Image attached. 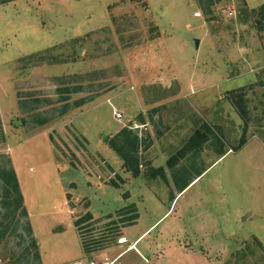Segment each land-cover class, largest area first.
<instances>
[{"label":"rangeland","instance_id":"obj_1","mask_svg":"<svg viewBox=\"0 0 264 264\" xmlns=\"http://www.w3.org/2000/svg\"><path fill=\"white\" fill-rule=\"evenodd\" d=\"M211 1L210 12L209 0L0 4V167L8 157L27 213L0 243V264L25 244L24 221L38 243L34 264L87 258L75 219L89 211L99 222L85 235L99 238L105 217L132 203L136 222L95 256L264 264L255 242L264 246V20L258 29L249 12L264 0ZM242 87L252 119L232 150L244 122L226 95ZM203 123L222 135L225 153L209 140L179 159L176 185L166 162ZM124 127L142 140L138 176L107 145ZM146 163L162 166L166 180L145 177ZM2 194L0 183V214Z\"/></svg>","mask_w":264,"mask_h":264},{"label":"trees","instance_id":"obj_2","mask_svg":"<svg viewBox=\"0 0 264 264\" xmlns=\"http://www.w3.org/2000/svg\"><path fill=\"white\" fill-rule=\"evenodd\" d=\"M15 0H0V4H5ZM213 2L209 0L207 3V10L210 12V7ZM255 18V26L261 29V22L264 20V3L253 8L249 11ZM31 57V56H30ZM42 57V56H41ZM81 87H74L72 92H76ZM69 92V91H67ZM245 88H240L227 93L228 100L232 103L235 111L244 122L242 137L238 143V146L230 147L232 150H237L246 142L245 132L247 126L252 119L251 111L248 108V100L246 99ZM83 100H77L74 102V106H80L83 104ZM68 105H65L59 114L66 112ZM46 119H39V124H45ZM219 129V127L217 126ZM221 133V131H220ZM4 136L0 123V141H3ZM209 140H212L215 145V153L218 155H223L225 153L224 142L222 135L219 136L212 132L211 127L203 123L196 129L191 136L185 141L182 147H180L177 152L172 155L166 162L167 167L172 172V176L176 185H178L177 174L183 172V168L178 169L177 163L179 159L186 157L187 155H197L203 149L204 145L207 144ZM142 144L141 138L138 136L137 132L129 127H124L120 129L113 137L107 140V145L112 149L121 159L124 171L131 173L133 176H138L141 173L140 166H142V158L140 156V148ZM149 147L147 143L144 146V150ZM6 159L7 167H0V183L2 185L3 194L2 197V207L4 211L0 214V243L4 241L8 236L16 233V228L18 227L22 218H26L27 213L23 204V196L19 188V182L13 167L10 165V159L6 156L2 157ZM146 165V170L144 176L147 178L159 177L166 180L165 170L162 166L153 167L151 165ZM109 184L118 187L120 184L115 181H110ZM188 183L182 188L184 189ZM181 189V190H182ZM128 194H125L127 197ZM138 218V212L135 205L128 204L115 212V215H107L105 219L109 220L106 223V228L104 229L107 235H101L99 238H91L86 233H90L95 224L99 220H95L89 211H86L80 217L76 218L74 225L79 235L80 243L83 248L84 253L87 258H92L95 256V251L104 248L106 240H114L120 234L121 227L133 224ZM17 225L12 228V225ZM25 226H23V231L17 233V237L21 239L23 247L20 251H13L8 259L4 261L3 264H34L40 259V254L38 250V243L32 235V229L27 221H24ZM19 241L18 246H21L22 242ZM255 242L259 245L260 249L264 252V246L255 238ZM245 253L241 256L243 257Z\"/></svg>","mask_w":264,"mask_h":264},{"label":"built area","instance_id":"obj_3","mask_svg":"<svg viewBox=\"0 0 264 264\" xmlns=\"http://www.w3.org/2000/svg\"><path fill=\"white\" fill-rule=\"evenodd\" d=\"M196 16H199L200 13H195ZM227 15L231 16L233 15V11L231 10L230 7L227 8ZM113 116L116 120L121 121L123 118V113L118 112L116 110L113 111ZM119 242H124V239L121 238L119 239ZM131 246L128 248L130 249ZM121 254H118L117 256L111 258L108 255H102V256H94L92 258H79L77 260L71 261L69 263L66 264H115V262L117 261V259L119 258Z\"/></svg>","mask_w":264,"mask_h":264},{"label":"crops","instance_id":"obj_4","mask_svg":"<svg viewBox=\"0 0 264 264\" xmlns=\"http://www.w3.org/2000/svg\"><path fill=\"white\" fill-rule=\"evenodd\" d=\"M140 236H141V235H140ZM140 236H139V237H140ZM139 237H138V238H139ZM136 240H137V239H136ZM136 240H134V243L136 242Z\"/></svg>","mask_w":264,"mask_h":264}]
</instances>
